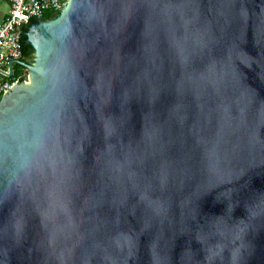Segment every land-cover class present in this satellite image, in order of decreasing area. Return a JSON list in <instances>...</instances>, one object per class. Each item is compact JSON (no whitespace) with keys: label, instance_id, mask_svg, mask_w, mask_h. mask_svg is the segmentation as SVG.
Returning <instances> with one entry per match:
<instances>
[{"label":"water","instance_id":"95a60500","mask_svg":"<svg viewBox=\"0 0 264 264\" xmlns=\"http://www.w3.org/2000/svg\"><path fill=\"white\" fill-rule=\"evenodd\" d=\"M55 16L0 71V264H264V0Z\"/></svg>","mask_w":264,"mask_h":264},{"label":"built area","instance_id":"2783aa9c","mask_svg":"<svg viewBox=\"0 0 264 264\" xmlns=\"http://www.w3.org/2000/svg\"><path fill=\"white\" fill-rule=\"evenodd\" d=\"M9 12L0 22V71L7 70V64L13 59H21L19 46L23 28L31 16L38 20L46 14L55 15L67 8L69 0H6ZM19 68V69H18ZM26 73L23 66L12 64V72L0 76V100L9 93L13 82Z\"/></svg>","mask_w":264,"mask_h":264},{"label":"trees","instance_id":"16d2710c","mask_svg":"<svg viewBox=\"0 0 264 264\" xmlns=\"http://www.w3.org/2000/svg\"><path fill=\"white\" fill-rule=\"evenodd\" d=\"M55 17H56L55 15H52V14H46V15L42 18V20H43V21H51V20L54 19ZM34 22H36V21H35V20L31 21L30 25H31L32 23H34ZM30 25H29V27H30ZM29 27H28V28H29ZM28 28L25 30V32H27ZM23 41L25 42V39H24V38H23ZM23 54H24L25 59L28 60V59H30V58L32 57V55L34 54V52H33V50L31 49L30 46L25 45L24 48H23ZM18 69H19V68H18Z\"/></svg>","mask_w":264,"mask_h":264},{"label":"crops","instance_id":"0c3cea01","mask_svg":"<svg viewBox=\"0 0 264 264\" xmlns=\"http://www.w3.org/2000/svg\"><path fill=\"white\" fill-rule=\"evenodd\" d=\"M9 12V3L6 0H0V22L7 16Z\"/></svg>","mask_w":264,"mask_h":264},{"label":"flooded vegetation","instance_id":"af4514ba","mask_svg":"<svg viewBox=\"0 0 264 264\" xmlns=\"http://www.w3.org/2000/svg\"><path fill=\"white\" fill-rule=\"evenodd\" d=\"M29 60V59H28Z\"/></svg>","mask_w":264,"mask_h":264}]
</instances>
